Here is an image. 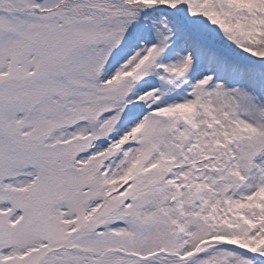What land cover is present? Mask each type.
Here are the masks:
<instances>
[{
	"label": "snow or ice",
	"instance_id": "1",
	"mask_svg": "<svg viewBox=\"0 0 264 264\" xmlns=\"http://www.w3.org/2000/svg\"><path fill=\"white\" fill-rule=\"evenodd\" d=\"M0 264H264V0H0Z\"/></svg>",
	"mask_w": 264,
	"mask_h": 264
}]
</instances>
